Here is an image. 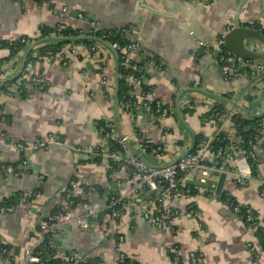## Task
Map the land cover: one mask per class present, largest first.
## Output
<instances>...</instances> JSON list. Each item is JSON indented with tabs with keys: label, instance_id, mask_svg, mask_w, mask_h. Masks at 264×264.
<instances>
[{
	"label": "crops",
	"instance_id": "obj_1",
	"mask_svg": "<svg viewBox=\"0 0 264 264\" xmlns=\"http://www.w3.org/2000/svg\"><path fill=\"white\" fill-rule=\"evenodd\" d=\"M64 6L68 15L59 17ZM235 20L264 36V0H44L41 4L36 0H0V42L34 39L41 28L60 32L58 28L62 27L86 33L91 23L120 32L127 41L135 39L138 49L127 57L133 64L142 65L144 81L140 87L131 85V89L138 93L145 87L149 103L158 100L174 109L173 116L161 121L146 107L130 118L120 101L118 108L115 106L117 73L119 100L120 65L108 48L98 43L92 52L82 41H51L65 42L56 49L67 64L57 60L35 64L33 73L41 77L46 90L22 98L0 95V134L4 137L0 139V205L16 196L31 197L40 190L37 198L15 202L12 214L0 215V244L16 253L17 263L24 260V251L45 237L41 229L44 224L50 225V230L54 228L49 222L64 206L63 198L69 191L74 206L67 213L72 218L86 217L87 226L81 229L74 224L69 228L58 225L61 233L55 239L58 246L53 248L59 264L67 263L70 251L96 259L99 264H116L120 254L134 259L136 264H176L168 253L172 247L178 248L182 264H188L192 252L198 253L200 264H254L246 245L257 243L255 229L232 214L220 198L227 195L264 220V199L260 196L264 181L262 154L252 162V177L246 187L235 184L236 166L231 164L219 197L203 195L198 189L174 202L179 217L174 230L165 232L151 227L141 217L154 195L140 203L127 200L118 222L106 216L95 220L91 214L102 213L110 195L117 192L116 181L126 188L134 181L116 171L109 161L94 162L71 150H105L108 140L99 131L102 123H111L121 136H131L136 130L139 140L162 147L161 156L141 153L142 160L152 166L176 161L193 142L191 152L196 142H210L219 136L235 141L234 115L251 120L245 111L264 113V76L235 74L233 67L225 73L218 61L200 52L199 47L201 41L226 35ZM256 47L264 50L261 45ZM250 48L254 49L252 44ZM23 52L8 58L9 51L0 49L1 76H16ZM180 93L178 109L182 118L175 104ZM213 109L221 113L217 121L209 118ZM260 133L264 139V124ZM48 135L58 138V142L34 150L35 142ZM8 142L28 149L18 152ZM245 146L242 139L239 151ZM196 153L204 165L213 169L215 160L210 150L198 147ZM22 160L28 163L24 170ZM199 176L197 170L189 172L181 187H193L187 180H198ZM209 181L215 186L217 178L209 177ZM83 183L98 191L88 194L81 187ZM51 237L48 236L49 243ZM0 264L12 263L0 257Z\"/></svg>",
	"mask_w": 264,
	"mask_h": 264
},
{
	"label": "built area",
	"instance_id": "obj_2",
	"mask_svg": "<svg viewBox=\"0 0 264 264\" xmlns=\"http://www.w3.org/2000/svg\"><path fill=\"white\" fill-rule=\"evenodd\" d=\"M14 1H24V0H14ZM37 1V0H36ZM44 0H40L38 3H43ZM68 15V8L66 6L62 7L59 10V17H64ZM66 28L59 27L58 30H65ZM71 29V28H70ZM78 36H90L95 37L96 34L99 35V39L103 40L111 46L115 52H119L123 65L126 69L127 75L125 77V82L128 88L121 97L120 107L126 113L127 116L134 119L135 114L140 111L142 107L149 108L151 114L157 118L158 121H161L163 118L170 117L174 115V109L167 107L160 101H154L149 103L147 101V93L142 89L140 92L136 93L134 89H131V85L140 87L143 83L142 72L139 73V76H134V72H139V68L133 65V63L128 59V55L138 49V44L135 39L128 41L127 44L121 45L118 42H113L112 40L118 34L116 31L108 29H100L94 26L92 23L89 25V30L86 33H82L79 30ZM19 45L23 47V51L32 43L33 39L29 38H20L17 40ZM42 42L36 45L33 49L35 50L37 46L42 45ZM98 43L93 42L92 45H88L90 51L94 52L96 45ZM200 52L210 55L215 58L218 63L222 66L225 73H230V68H234L235 74L243 73L249 76V78L254 75L257 76L261 74L264 76V63L252 64L251 62L244 60L243 58L236 56L233 52L226 49L225 46V35H222L216 40L209 42H199ZM31 50L28 54L25 65L23 69L16 74V78L13 80L12 84L3 82L1 85L3 89L0 90V95L7 97H21L22 94L26 95L29 93L37 94L44 92L46 90V85L42 81L39 75L33 73V68L35 64L43 61H54L57 60L60 63L66 65V60L62 57L60 52L56 50L46 51L45 54L39 55L36 51ZM1 79H6V76H1ZM221 113L218 109H213L209 113V118L211 120H219ZM257 124L252 128L245 127L243 132L247 133L251 131L248 136V149L239 151L238 144L241 142V137L237 134L235 141L230 142L226 141L222 145H218L216 139L208 142L203 141L198 144L199 150H210L214 155L215 164L213 169L204 165L199 158L198 153L192 154L191 152L184 155L176 162L169 163L167 165L148 167L139 158L131 154L126 148L125 144H128L131 148L136 147V152L138 155L141 153H153L161 156L163 154L162 147H154L150 141H141L136 135V130H133L131 136H118L111 123H102L99 127V131L104 137L108 140V146L105 150H100L97 148H79L71 147V150L84 158L89 160H106L116 163L119 167L118 171L123 172L127 179L134 181L131 187H123V184L120 181H116L115 185L117 186L116 194H111L107 204L105 205L102 213H92V217L95 220L106 216L110 219L118 222L122 214V207L124 202L127 200H137L140 197L142 191H156L161 189L159 192L154 194L151 202L148 207L141 211V217L146 221L151 227L161 230V231H170L174 230V225L176 220L179 217V213L174 209L173 204L176 201L181 199L188 198L192 194L196 193L198 188H193V190L184 189L180 190L179 188L182 185L183 178L186 174L192 171H199L200 183H207L209 181V172L212 170H217L220 172H227L228 167L231 164L236 166L235 172V184L239 187H246L251 180L252 166L251 162H256L260 154L264 156V139L261 137V128L264 124V119H257ZM4 138L0 134V139ZM57 143L58 138H55L52 135H48L38 139L33 145V149L43 150L50 143ZM246 142V140H245ZM110 143H115L119 146L120 150H110ZM8 144L18 152L23 153L26 148L25 145L15 142H8ZM22 169L26 168L28 163L26 160H22ZM152 166V165H150ZM22 171H17L15 173H21ZM3 174L2 168L0 167V176ZM41 185V181H40ZM81 187L86 190L88 194H94L98 191V188L92 185L83 183ZM182 188V187H181ZM40 195V190L31 194L32 198H37ZM261 198L264 199V181L262 182L261 189ZM31 197L20 196L17 201L23 203L27 202ZM64 206L56 212L55 216L49 222H55V225H65V224H74L77 227L84 229L86 228V217L79 216L76 218L70 217L67 211L74 206V200L72 199L69 191H66L64 195ZM226 207L232 212V214H240V207L245 208V218L248 223V227L255 229L257 227L264 228L261 225V221L258 217H255L251 211V208L242 206L239 204H233L229 198H225ZM15 210L14 205H0V215L12 214ZM190 213H192L190 211ZM42 231L52 232L50 230V225L44 224L41 227ZM45 236V235H43ZM49 235L45 237L38 238L36 244L23 253L24 260L21 263L16 262V253H14L10 248H0V257L2 259L10 261L12 264H44V261L40 254L36 251L39 247L48 246L49 253L46 251L47 247L44 249V252L49 256V260H56L57 255L54 252L53 246L49 243ZM250 255L252 256L254 264H264V252H262L257 243H248L246 245ZM51 251V252H50ZM43 252V254H44ZM168 253L174 259L176 264H182L180 256L178 253L177 247H172L169 249ZM44 256V255H43ZM85 257L81 256L79 253L70 251L66 260V264H78L85 261ZM134 260V259H133ZM130 264L132 263V261ZM200 256L196 252H192L188 255V264H200ZM123 255L120 254L116 264H122Z\"/></svg>",
	"mask_w": 264,
	"mask_h": 264
},
{
	"label": "water",
	"instance_id": "obj_3",
	"mask_svg": "<svg viewBox=\"0 0 264 264\" xmlns=\"http://www.w3.org/2000/svg\"><path fill=\"white\" fill-rule=\"evenodd\" d=\"M51 41H92V42L103 44L106 48H108V50H110L112 52V54L115 57L116 64L118 66L117 53L111 48V46L109 44H107L106 42H104L103 40H101L99 38L90 37V36H77V37L53 36V37L43 38L40 41H35L34 43L29 45L24 50V52L22 54V57H21V61H20L19 72L23 69L28 54L31 52V50L36 45H38L39 43H42V42H51ZM248 42H251V43H248ZM252 42H255L257 44L256 46H258V45L260 46L261 45V46L264 47V36L262 34H260L259 32L254 31L253 29L243 28L242 26H240V23H238L236 20L234 21V24H233V27L231 28V30L229 32H227L226 35H225V46H226V49H228L229 51L233 52L236 56H239V57H241L244 60H247L249 62H262V63H264V50H257L258 48ZM251 44L253 45L254 49L250 48ZM117 71H118V68H117ZM16 76H14L13 78H9V79H2V80H0V82H10V81L14 80L16 78ZM116 83L117 84H116L115 106H116V108H118V103H119V100H118V73L116 74ZM181 95H182V93H180L176 97V103H175L176 104L177 115L180 118H182V117H181L179 109H178V107H179L178 104H179V99H180ZM217 98L223 100V98H221V97L217 96ZM256 103L257 102H255V104ZM238 109L242 110V108H238ZM245 112L251 118V120H257V119H260L261 117L264 116V113H262L260 115H256L255 112H254V109H253L252 112H247V111H245ZM117 135L121 136L119 133H117ZM125 146H126V148L128 149V151L131 154L137 156L139 158V160L142 161L146 166L154 167V166H150L146 162H144V160H142L140 155H138L137 152L134 151V149L131 148L128 144H125ZM193 146H194V142H193L191 148L187 152H185L181 157H183L184 155L190 153L192 148H193ZM209 177L217 178V182H216L215 186H213L211 184V182L200 183L198 180H187L186 183L188 185H190V186H193L195 188H198V189L202 190V194L203 195L212 194L214 198H217V197L220 196V194L222 192L223 184H224V181H225V178H226V172H220V171H217V170H212V171L209 172ZM160 190L161 189H157L156 191H152V190L145 191L144 190V191L141 192L140 198L137 199L136 202L140 203L144 199L156 194ZM50 224L52 226V225H55L56 223L55 222H51ZM63 227L69 228V224H65V225H63ZM60 233H61V229L58 227V225L54 226V228L52 229V232H46V235H49V236L53 235V237H51L52 241L50 242V243H52L51 244L52 246H56V247L58 246V243L56 242L55 239H57V236ZM43 255L47 256V253L44 252Z\"/></svg>",
	"mask_w": 264,
	"mask_h": 264
},
{
	"label": "trees",
	"instance_id": "obj_4",
	"mask_svg": "<svg viewBox=\"0 0 264 264\" xmlns=\"http://www.w3.org/2000/svg\"><path fill=\"white\" fill-rule=\"evenodd\" d=\"M38 2L40 0H37ZM259 30V29H258ZM114 31V30H113ZM261 31V30H260ZM115 32V31H114ZM117 32V31H116ZM118 34L116 35V37L112 40L113 42H118L120 43L121 45H125L128 43V41L126 39H124L122 37V35L120 34V32H117ZM79 33L78 31H74L70 28H66L65 30H61L60 32L57 31L56 29L55 30H47V29H44V28H41L40 31H39V34L36 38L33 39V41H40L42 40L43 38H47V37H50V36H61V37H76L78 36ZM96 38H99V35H95ZM81 43L83 44H86V45H92L93 42L92 41H82ZM65 42H59V43H43L42 45L40 46H37L36 48V52L39 54V55H43L45 54L46 51H49V50H52V51H56L57 47L59 46H62L64 45ZM0 49H7L9 51V56L8 58H12L14 56H18L20 52L23 51V47L19 45L18 41L15 40V41H3V42H0ZM117 53V56H118V62H119V65H120V69H119V101L121 102V97H122V94L128 89L130 88L129 86H127L126 82H125V77L127 75V72H126V69L124 66H122V59H121V55L119 52H116ZM5 61L8 60V59H4ZM1 62V61H0ZM134 66H136L137 68H139V72H134V76H139V73L141 72V68H142V65H138V64H133ZM8 84H12L13 83V80L10 81V82H7ZM143 87V86H142ZM3 89V86L1 85L0 87V90ZM146 91V88L144 87V89L142 88V92ZM147 92V91H146ZM22 97H25L24 94L21 95V98ZM185 110H182V112H184ZM234 122V125L236 127V132L237 134L241 137V139H245L246 140V146H245V149L242 148L243 150H247L248 149V145H247V142H248V136L249 134L251 133V131L245 133L243 132V128L245 127H249V128H252L253 126H255L257 124V121L258 120H249V119H244L240 116V114L238 115H234L232 118H231ZM217 141H218V145H222L224 144L227 140L226 138H224L223 136H219V137H216L215 138ZM197 148H198V142H196V147L193 149V151L191 152L192 154H195L196 151H197ZM110 150H120L119 146L116 145L115 143H110ZM94 162H99L100 159H95L93 160ZM112 166L114 167V169L116 171H118L119 167L116 163H113L112 161H109ZM251 166L253 168V163L251 162ZM180 190H184V189H189V190H193V187H185V188H179ZM193 195V194H192ZM222 198H220L223 202H225V198H229L227 197V195H223L221 196ZM17 199H18V196L14 197V198H11L10 199V202L5 204V205H13L15 204V202H17ZM230 199V198H229ZM230 201L235 205L237 203H235L233 200L230 199ZM128 202H126L127 204ZM125 204V202H124ZM248 207V206H246ZM249 208V207H248ZM240 210H241V213L240 214H234L235 216L241 218V220L243 221V223L248 227V223L246 222V216H245V208L243 207H240ZM253 215L255 217H258L255 212L251 209ZM262 223H264V220L261 221ZM257 236H258V241H257V245L259 247V249L264 252V228H261L260 226L256 228L255 230ZM47 247L46 251L49 253V249H48V246L45 245L44 247H39L38 249H36V251L40 254V256L42 257L43 261H44V264H59V261L58 260H49V256H43V252H44V249ZM0 248H8L7 246H2L0 244ZM50 254V253H49ZM123 255V254H122ZM131 260H133L132 258H128L126 257L125 255H123V262L122 264H130ZM78 264H99L98 261L96 259H88L86 258L84 262H81V263H78ZM131 264H136V261L133 260Z\"/></svg>",
	"mask_w": 264,
	"mask_h": 264
}]
</instances>
